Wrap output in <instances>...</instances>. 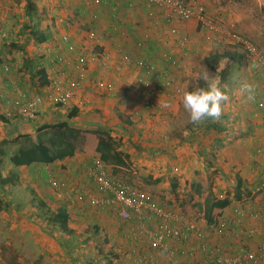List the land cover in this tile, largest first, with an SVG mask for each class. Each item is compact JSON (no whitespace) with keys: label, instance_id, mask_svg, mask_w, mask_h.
Instances as JSON below:
<instances>
[{"label":"crops","instance_id":"0c3cea01","mask_svg":"<svg viewBox=\"0 0 264 264\" xmlns=\"http://www.w3.org/2000/svg\"><path fill=\"white\" fill-rule=\"evenodd\" d=\"M1 1L7 0H0V10L6 8ZM29 1L33 3L37 20L28 23L44 32L47 40L32 46V41L19 35V42L26 41L25 44L29 45L26 46L28 52L24 49L26 54L21 57L27 60L31 56L30 51L34 50L40 56L34 62L36 68H43L49 75L52 73V58L55 54L73 60L78 48H83L87 69L81 95L86 101L82 107H77L75 100L60 107L44 101L38 105L33 120H26L21 115H12V119L2 117L3 113L5 115L9 111L14 114V86L33 95L41 91L42 85L36 86V78L28 80L27 74L17 71L21 58L15 64L17 68L14 71L5 73L0 70V94L5 91L8 96V100L0 98V144L6 145L9 150L6 154L0 148V246L17 251L19 264H131L134 257L129 253L131 247L137 249L142 264H168L163 255L150 248L145 234L140 232L141 228L135 229V226H141L152 230L153 219L143 223H139L136 218L123 221L116 214L117 206L115 209L109 205L100 209L89 205L86 200H77L75 197L73 201L67 199L75 191L94 197L102 196L90 172L91 159L97 156L93 151L96 139L90 132L97 129L107 130L118 143L117 148L127 155L124 165L108 164L112 175L122 176L130 184L150 194L163 210L183 214L205 232L209 226L202 219L201 208L203 195L208 190L215 199L226 196L229 205L234 201H243L244 208L264 212V195L250 194L264 176V154L258 152L264 148V113L256 112L264 108L259 109L258 106L264 105V72L249 65L245 56L237 64L221 59L213 68L209 65L220 78L221 88L228 96L222 106L220 119L208 120L215 128L205 127V121L198 127H192L190 121L185 125L184 119L188 113L180 102L182 93L194 90V85L197 88L206 87H198L201 81L195 79L197 71L191 70L197 59L205 62L206 58L214 54L229 53L236 56L243 53L238 44L226 39L225 34L236 33L250 38L264 54V27L255 29V20L250 15L253 12L261 20L260 25L264 26V0H196L223 31V40L219 34L210 35L214 41L204 39L206 35L199 30L194 18L184 23L166 20L162 10L148 6L141 0H106L100 6L92 5L90 0ZM25 2L22 0L20 4L22 11ZM170 27L177 29L179 36L186 37L187 43L182 49L169 35ZM250 29L254 32H250ZM88 30L94 31V42L86 38ZM62 34L67 35L68 40L75 45V52L67 53L64 50L59 41ZM138 40H142L140 47L136 46ZM224 42H229L232 47L225 48ZM90 43L94 49L109 53L111 65L117 51L122 50L146 58L158 69L166 70L167 78L171 77V88L159 87L161 94L157 104L161 107L148 108L142 104L147 90L157 85L156 78L151 79L142 70L131 67H122L117 73L106 71L88 59L86 46ZM204 45H217L221 51H214L210 55L201 53ZM47 47L50 50L44 53ZM240 75L243 78L237 79ZM98 80L109 82L112 90L107 92L96 87L93 82ZM188 81H194L193 86H189ZM243 82L255 86V106L249 105L251 102L238 93ZM22 84H25L24 88ZM240 108L242 113L234 115L235 109ZM250 112L257 114L250 118ZM236 116H239L242 124L253 126V132L248 130L241 133L244 139L238 147L232 149L229 145L220 149V144H232L234 130L231 125L237 121ZM57 123L81 130L80 134L84 136L83 139L77 137L75 140L80 145L73 143L75 151L72 156L49 164L14 166L9 162V157L18 146L30 140L35 142L38 138L44 140V137L54 132V129L46 126ZM159 131L161 134H158ZM18 134L25 136L17 137ZM161 136L171 139V143L161 146ZM230 150L235 154L234 159H237L236 167H230ZM215 157H220L221 162L215 160L213 164ZM223 160L226 164L220 167ZM214 172L218 175L219 172L229 173L228 180L232 185L230 193H226L221 182L219 187L215 185L218 180L210 177ZM257 176V181L253 182L252 179ZM205 183V190H201L200 185ZM196 188H200L199 194L194 192ZM236 193L240 194L238 198H235ZM61 207L67 215L62 228L49 219ZM195 210H200V218L195 217L198 215ZM241 225L244 230L249 227L257 229V235L248 240L250 246L256 239V247H245L248 250L257 248L263 240L261 236L264 229L257 221L243 220ZM235 228L228 227V230ZM228 236L229 232L219 238L211 235L209 244L221 243L220 246L231 254L239 244ZM192 243L187 247L192 252V264H205V255ZM0 264L9 263L4 262L0 255ZM258 264H264V259Z\"/></svg>","mask_w":264,"mask_h":264},{"label":"built area","instance_id":"2783aa9c","mask_svg":"<svg viewBox=\"0 0 264 264\" xmlns=\"http://www.w3.org/2000/svg\"><path fill=\"white\" fill-rule=\"evenodd\" d=\"M141 1L148 6H154L162 10L166 20L184 23L190 18H194L198 22L199 30L206 35L204 38L206 41H214L213 36H210L211 34H219L221 40L226 37V39L240 46L249 65L258 67L264 72V54L244 37L235 34H228L227 36L225 34L224 37L223 31L221 28L219 29L216 20L210 18L205 13L202 5L197 3L196 0ZM90 3L94 6H100L105 4L106 0H90ZM168 33L177 41L180 49L187 43L186 37L179 36L177 29L170 27ZM4 38L5 32L0 30V41ZM86 38L94 42L96 38L94 31L88 30ZM59 41L67 53L76 51L75 45L68 40L67 35L62 34ZM141 44L142 40L136 42L137 47H140ZM86 51L88 59L106 71L113 70L117 73L122 67H131L142 70L151 79L158 78L160 75L166 76V70L157 69L153 62L122 50H118L112 65L109 63L110 55L106 50H96L94 45L90 43L86 46ZM52 63V73L48 75V82L41 86L39 93L29 95L14 86L13 91L16 93L12 100L14 114L13 111L6 112L4 115L6 118L12 119V115H21L26 120H33L37 115L38 105L44 101L53 106H65L71 100H75L77 107L85 105L86 100L81 95L85 78L84 74L87 69L84 49L78 48L73 60L66 59L61 54H55L52 58ZM0 68L1 72L7 71L6 64H1ZM165 81H167V77L162 79L161 88H166L165 84L167 83ZM93 84L107 92L112 90V85L109 82L98 80L93 82ZM160 92L159 87H152L147 90V96L142 102L143 106L148 108L158 106L157 100L160 97ZM5 94L6 92L2 91L0 98L8 100V96ZM258 106L262 107L261 104H258ZM258 152L264 154V148ZM90 166L93 182L97 190L102 193V196L94 197L85 192L75 191L73 196L69 195L67 199L73 201L75 197L77 200H86L89 205L100 209L108 205L115 209V206H117L116 214L123 221L136 218L139 223H143L147 219H153L152 230H146V227L143 228L141 226H135V229L137 227L141 228L139 230L145 234L148 244L151 246L150 248L163 255L167 259L168 264H192V252L187 248L192 242L205 255L207 261L205 264H258L264 259V237H262L263 240L257 248L248 250L245 248L246 246L248 247V243L244 242V244L237 246L231 254L226 251L228 249L220 246L221 243L209 244L211 235L216 238L224 236L228 232V227H236L243 220L257 221L264 229V212H254L248 207L244 208L243 201L239 203L234 201L229 205L226 212L214 219L213 225L209 226V230L205 232L194 222L184 217L183 214L171 210H163L146 191L130 184L121 176L112 175L109 165L102 162L98 156H94L91 159ZM61 185L59 184V186ZM250 194L252 196L264 195V176L252 188ZM244 234L246 239H250L257 235V229L251 227ZM129 253L134 256L131 259V264L143 263L140 255H137L135 247L129 248Z\"/></svg>","mask_w":264,"mask_h":264},{"label":"trees","instance_id":"16d2710c","mask_svg":"<svg viewBox=\"0 0 264 264\" xmlns=\"http://www.w3.org/2000/svg\"><path fill=\"white\" fill-rule=\"evenodd\" d=\"M25 1L26 2L24 3L22 11L23 21L20 25V33L21 35H23V38L32 41L35 44L43 43L47 40L46 34L39 30L33 24L30 25L28 23L33 20H37L35 15L36 13L33 8V3L29 0ZM24 43H26V41H24ZM24 58L25 57H21V64L18 67V70L22 71L23 74H27L28 80H34L36 78V86L45 85L48 82V75H46V72H44L43 68H36V63L31 62L29 58H26L27 60H24ZM221 59L230 60L237 64L239 61L241 62L242 59H244V55L243 53L237 54L236 56L229 53H222L217 55L214 54L211 56V58H206L205 62L209 63L211 68H213ZM1 64L5 63H3V59L0 56V65ZM165 77H167V74ZM165 77H163V75H160L158 78H156L157 85H155L154 87H161L160 83ZM220 77L223 78L222 75ZM199 86H202L201 82H198V87ZM54 106L60 107V105ZM205 122V127H207L208 129L210 127L215 128V126L210 124L209 121ZM47 127L49 129H54V132H52L49 136L44 137V140L38 138L35 142H32V140H30L29 142L18 146L14 153L9 157V162L14 166L29 165L31 163L49 164L55 160L72 156L75 151L73 142L77 140V137H80L79 139H83L82 137H84L83 134H80L81 130L70 128L65 123H57L52 126H46V128ZM90 133L96 139L93 151L102 162L118 166L125 164L124 162L127 159V155L122 153L117 148L118 143L109 135L107 130L104 131L97 129L91 131ZM24 136L25 135L23 134H18L17 137ZM89 142H91V139L89 140ZM158 182L159 181H155V183ZM237 185L238 186H236V189L238 190L239 184ZM199 189L200 188H196L194 192H196V194H199ZM234 195L235 198H238L240 196L239 193H236ZM229 203L230 201L226 196H223L222 199H215L211 196V193L208 190L203 195V203L201 208L202 219L208 226L213 225L212 223L214 222V219L219 217L221 215L220 213L225 212V210L229 206ZM66 218L67 215L62 207L58 209L56 213L49 217L50 221L58 223L60 228L65 226ZM231 231H235L234 236H232L233 232ZM246 231L247 229L244 230V227L241 224L236 226V228L233 230H228L229 236L237 240L239 245L242 244L243 240H249L244 236V233Z\"/></svg>","mask_w":264,"mask_h":264},{"label":"rangeland","instance_id":"374dc122","mask_svg":"<svg viewBox=\"0 0 264 264\" xmlns=\"http://www.w3.org/2000/svg\"><path fill=\"white\" fill-rule=\"evenodd\" d=\"M233 1H235V0H233ZM21 2H22V0H7V1H1L2 6L6 7V8H1V10H0V30L3 31V32H5V38L0 41V56L2 57V59L4 60L3 62L7 66V71L9 70L8 73L10 71L11 72L14 71V69L17 68V66L15 64H17L20 61L21 55L23 53L26 54V52H28L27 51L28 49H26L27 44L20 43L19 42V40H20L19 35H21V33H20V25H21V22L23 21L22 20L23 15H22V10H21L22 7L20 5ZM220 5L222 6V4H220ZM250 15L255 20L254 21V23H255V29H260L261 27H264L263 25H260L261 20L257 19V16H255L253 14V12H251ZM250 32H254V30L250 29ZM233 34L238 35V36H241L240 34H236V33H233ZM241 37H244V36H241ZM244 38H246L248 40L250 39V38H247V37H244ZM223 44H224V47L225 48L232 47V45H230L229 42H227V43L224 42ZM31 45L34 46V43H31ZM254 45H255V43H254ZM56 46H58V45H56ZM214 46L213 45H211V46H205V45L202 46L201 49L203 50V52H201V53H205L207 55H210L214 51H221V48L219 46H217V45H216V47H214ZM214 48H216V49H214ZM24 49L26 50V52L24 51ZM47 50H50V48L47 47V49L44 50V53ZM30 53H31V56H28V57L32 60V62H35L36 60L38 61V59L40 58V56L36 55V53L34 52V50H33V52L30 51ZM196 64L194 65V67L192 69L191 68L190 69L191 70H194L195 69V71H197L196 72L197 76L195 77V79H198L199 81H201L202 85L204 86V85H206V83H205V79L203 77H205L206 71L210 75H212V76H214L215 74L212 71V69L209 67V63H206V62H204V61H202L200 59H197ZM7 71H6V73H7ZM17 71H18V69H17ZM170 78L171 77L169 76L167 78V81H165L167 83V84H165L166 88H171V80H170ZM242 78L243 77L241 75L237 77V79H242ZM193 83H194V81H188L189 86L190 85L193 86ZM24 85L25 84H22L21 86L23 87ZM196 88H197L196 85H194V89H196ZM250 102L251 103H249V105L250 104H252V106H255L256 105V102L255 101H250ZM262 107H264V105H262ZM227 109H230V108L227 107ZM259 109H261V108H259ZM262 109L263 110H257L256 112L258 114L259 113L260 114L261 113H264V108H262ZM242 111L243 110L241 108L240 109H235L234 115L235 114L236 115L237 114L240 115V113H242ZM256 112H252V113L250 112L249 113L250 114L249 115L250 118H251V115L257 114ZM2 117H5L4 116V113H3V116ZM238 117L239 116H236L237 121H235V123L231 125L233 127V130H234V135H232V137H231V138H233L232 141H231L232 144H230L229 142H227V143H229L228 145H226V144H220V149H222V148H224L226 146H229V145L232 146V149L233 148H236L234 146H237L238 147L239 146L238 144H241L243 142V139H244L241 133H246L248 130H251V132H253L252 131L253 130V126L249 127V125H247V123L242 124L240 122L241 120ZM241 117H243L242 114H241ZM187 121H190L188 115L184 119V124L185 125H187L186 124ZM190 125L192 127L193 126L198 127V125H196V124L193 125V123H191ZM164 133L165 132H163V134ZM158 134H161V132L159 131ZM163 137L164 136H161L160 137V140L162 141L161 146L163 144L164 145H167L168 143H171V139H167V138L165 139ZM172 142H174V140H172ZM73 143L75 145H80V142H78V141H74ZM0 148H3L5 150V153L6 154L9 153L8 147H6V145L0 144ZM228 152H229V154H231L230 155V157H231L230 158L231 159L230 162H231L232 165L230 167H236V165H237L236 164L237 163V159H234L235 158V154L232 153L231 150L228 151ZM215 160H219V162H221L220 157H215L214 160H213V164L215 163ZM208 161L210 162V160H208ZM225 164L226 163L223 160V162L220 163L219 166L221 167V166H224ZM3 167H4V164H3ZM228 172L227 173L226 172L225 173L219 172V175L216 172H214L213 175L210 176V177H213L214 180H218V182H215L216 183L215 185L217 187H219L220 182L222 183V185L225 187L224 190H226V193H230V187H232V185L229 183V180H228V177H229V173ZM118 176H120V175H118ZM257 179H258V176L257 177H254L252 180H253V182H256ZM245 186L246 185H244V187ZM205 187H206V183L203 184V185L202 184L200 185L201 190H205ZM227 190H228V192H227ZM198 208L200 209V207H198ZM195 211H196L195 212L196 214H198V212H200V210L199 211L198 210H195ZM199 216L200 215L198 214L195 217H199ZM247 229H249V228H247ZM260 235H261V233H260ZM261 237H264V232H263V234H262ZM243 241L249 243V241H246V240H243ZM256 244H257V240L255 239V240H253L251 242V245L252 246L250 245L248 247H256L255 246ZM21 254H24V252H22ZM0 255H1V259L4 260V262L7 261L9 264H19L20 263V259H18V257H20V256H18V252L17 251L16 252L11 251L10 249L6 248L5 246L4 247L0 246Z\"/></svg>","mask_w":264,"mask_h":264},{"label":"clouds","instance_id":"9594fccd","mask_svg":"<svg viewBox=\"0 0 264 264\" xmlns=\"http://www.w3.org/2000/svg\"><path fill=\"white\" fill-rule=\"evenodd\" d=\"M203 78L206 87L186 90L180 97V102L188 113L190 122L196 125L208 120H218L222 115V106L228 100L217 75L212 76L206 71ZM237 91L247 101L255 100V86L253 84L243 82Z\"/></svg>","mask_w":264,"mask_h":264}]
</instances>
